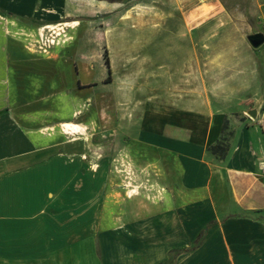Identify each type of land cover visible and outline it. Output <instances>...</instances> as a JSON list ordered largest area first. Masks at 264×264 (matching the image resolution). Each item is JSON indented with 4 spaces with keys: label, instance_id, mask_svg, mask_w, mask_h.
<instances>
[{
    "label": "rangeland",
    "instance_id": "374dc122",
    "mask_svg": "<svg viewBox=\"0 0 264 264\" xmlns=\"http://www.w3.org/2000/svg\"><path fill=\"white\" fill-rule=\"evenodd\" d=\"M71 13L78 16L72 17ZM74 19L81 21V26L67 44L61 45L67 37L66 30L52 33L56 37H51L48 30L42 33L47 45L54 41L53 46L58 43L62 49L55 52L58 57L55 67L60 70V77L53 79L46 74L45 79L40 78L45 84L40 97L44 118L39 122L58 126L72 119L88 125L87 140H78L74 142L78 144L69 147L62 137L57 148L73 152L77 157L73 161L80 168L89 166L93 171L88 197L96 205L95 219L104 217L111 230L135 232L136 237L138 232L147 237L151 233L156 236L136 238L138 245L165 241L166 233L173 235L177 244L181 241L178 238L183 237V209L189 216L188 246L182 250L175 248L167 260L158 264H182L181 259L177 262L181 251L188 253L183 257L184 264H230V255L227 250L222 251L220 242L205 245L206 236L199 245L194 242L208 222H203L207 212L210 210L212 214L216 209L213 195L208 191L207 168L196 163L201 159L198 156L185 168L186 180H183L175 169L176 164L180 165L176 158L178 151L174 150H179L178 144L173 141L169 127L162 131L165 121L160 118L166 110H173L174 129L180 130L186 124L192 126V118L186 121L179 113L185 108L183 100L197 103L199 99L205 108L207 131L215 113L222 112L228 117L222 137L226 142L222 144L229 150L234 131L231 122L237 123L241 116L249 117L247 110L264 101L261 94L264 49H253L247 41L248 35L264 34V7L259 0H69L63 6L62 21ZM104 50L111 72L108 83ZM43 67L42 63L37 66L23 63L15 70L38 75L44 73ZM232 80L238 82L237 93L219 95ZM249 86L254 87L255 94H245ZM30 97L24 106H29L33 118L35 112L30 106L34 100ZM75 108L76 114L80 111L82 114L70 118ZM217 141L190 151L196 156L204 152V160L210 162L217 156L209 147ZM121 152L127 158L123 153L119 158ZM122 155L132 163L136 175L138 171L140 180L146 185L156 183L158 189L150 193L141 190L138 196L128 198L124 174L119 173L124 171ZM182 198L189 199L188 207L177 205ZM204 200L209 203L203 205Z\"/></svg>",
    "mask_w": 264,
    "mask_h": 264
},
{
    "label": "crops",
    "instance_id": "0c3cea01",
    "mask_svg": "<svg viewBox=\"0 0 264 264\" xmlns=\"http://www.w3.org/2000/svg\"><path fill=\"white\" fill-rule=\"evenodd\" d=\"M259 2L264 7L261 0ZM67 3L69 0H0V264L163 263L169 258L170 251L188 246L190 234L186 225L189 216L184 210L181 214L183 237L178 238L181 241L177 244L173 235L166 233L165 241L138 245L135 239L147 236L140 232L136 237L135 232L111 230L104 217L95 219L96 205L88 197V191L92 190L93 171L89 166L80 168L78 162L73 161L76 157L73 152L57 148L62 137L67 142L65 146L78 143H68L67 136L60 133L64 122L58 126H45L39 122L44 118L40 97L45 84L40 78L45 79L46 74L53 79L60 77V70L55 67L58 62L55 52L62 49L58 48V43L53 46L54 41L47 45L42 33L48 30L51 37H56L52 33L66 30L67 37L62 45L70 38L73 41V34H78L81 26L75 30L63 26V23L74 21L81 24L76 19L62 21L63 6ZM71 16L78 14L71 13ZM45 46H49L48 54ZM260 47L264 49V44ZM51 51L54 52L52 55ZM23 63L33 66L42 63L44 73H18L15 69ZM46 64H49V72ZM261 69L264 85V51ZM233 81L225 84L219 95L236 94L238 82ZM249 87L245 94H255L254 87ZM262 91L264 96V89ZM31 95L33 118L29 106H24ZM183 105V112L178 113L186 121L192 118V126L186 124L180 130L174 129L173 110H166L160 120L165 121L162 131L166 132L169 127L173 141L178 144L179 150L174 149L178 153L171 152L177 154L180 165L176 164L175 169L183 180H186L183 176L185 168L198 156L201 159L196 163L207 168L208 191L213 195L216 209L212 214L209 210L203 222L217 218L218 223L207 232L205 245L220 242L222 251L226 253L227 250L230 255V264H264V168L260 167V163L264 165V101L247 110H255V118L241 116L237 123L231 122L234 131L227 154L210 162L204 160V152L196 156L190 150L199 145L204 148L207 143L219 139L223 122L228 117L222 112L215 113L207 131L205 108L199 99L197 103L183 100ZM69 117H77L76 108ZM65 122L81 124L72 119ZM30 127L36 129L29 130ZM51 128L54 131L45 130ZM51 133L53 136L47 138ZM122 153L126 157V153L121 152L119 158ZM88 175L92 177L88 178ZM137 175H140L138 171ZM206 189L204 187L203 191ZM177 202L183 208L190 204L188 198ZM208 203L204 200L203 205ZM150 235L147 238L156 237ZM186 254L181 251L177 262L181 259L184 264Z\"/></svg>",
    "mask_w": 264,
    "mask_h": 264
},
{
    "label": "bare ground",
    "instance_id": "6f19581e",
    "mask_svg": "<svg viewBox=\"0 0 264 264\" xmlns=\"http://www.w3.org/2000/svg\"><path fill=\"white\" fill-rule=\"evenodd\" d=\"M142 13H143V11H142ZM124 19H127V17L124 18ZM63 26H66L67 28H70V29H74L75 27L79 26V22L74 21L71 24H67V23L64 24L63 23ZM58 35H61V33L58 34ZM51 43H53V41H51ZM33 50H31V52H35ZM80 109H82V107H80ZM79 114H82V111L78 112L76 115H79ZM45 130L54 131L52 128L51 129H45ZM60 133H62L63 136H67L68 143H74V142H76L78 140H82V141L83 140H87L88 127L86 125H83V124H75V123H71V122H64V123L61 124ZM120 160H121V167H122V169L124 171H119V173L122 172L124 174L126 195H127L128 198H132L134 195L138 196L141 193L140 192L141 190H144L147 193H150L154 189L155 190L158 189L157 187H154L153 185H150V184L146 185L144 183V180H140L138 175H136L134 170H133L132 163L129 160L125 159L124 155H122Z\"/></svg>",
    "mask_w": 264,
    "mask_h": 264
},
{
    "label": "trees",
    "instance_id": "16d2710c",
    "mask_svg": "<svg viewBox=\"0 0 264 264\" xmlns=\"http://www.w3.org/2000/svg\"><path fill=\"white\" fill-rule=\"evenodd\" d=\"M111 1V0H110ZM103 60H104V65L105 67L107 68V77L105 79V82L108 83L110 81V77H111V72H110V65H109V60H108V57H107V51L104 50L103 52ZM78 85L79 82H77ZM227 130V125H226V120L223 122V125H222V134L221 136L219 137L218 141L212 145L211 147H209V151H211V153L214 155V156H217L218 159H222L225 157V155L227 154L228 152V148H226V146H224L222 143L226 142L225 139L222 140V137L225 136V132ZM231 135V134H230ZM217 225V221L216 220H210L206 223L205 227L200 231V233L198 234L197 238L195 239V243L197 245H199L200 243H202L204 241V238L207 234V232L209 231L210 228L214 227Z\"/></svg>",
    "mask_w": 264,
    "mask_h": 264
},
{
    "label": "water",
    "instance_id": "95a60500",
    "mask_svg": "<svg viewBox=\"0 0 264 264\" xmlns=\"http://www.w3.org/2000/svg\"><path fill=\"white\" fill-rule=\"evenodd\" d=\"M247 41L253 49H257L261 45L264 44V34L263 33H254V34L248 35ZM247 115H249V117H251V118H255L256 117L255 110L248 111Z\"/></svg>",
    "mask_w": 264,
    "mask_h": 264
},
{
    "label": "built area",
    "instance_id": "2783aa9c",
    "mask_svg": "<svg viewBox=\"0 0 264 264\" xmlns=\"http://www.w3.org/2000/svg\"><path fill=\"white\" fill-rule=\"evenodd\" d=\"M261 3L264 5V0H261ZM260 167H261V169L264 168L263 163H260Z\"/></svg>",
    "mask_w": 264,
    "mask_h": 264
}]
</instances>
